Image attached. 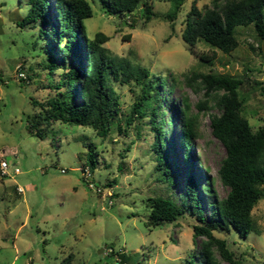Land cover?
Returning a JSON list of instances; mask_svg holds the SVG:
<instances>
[{
    "label": "rangeland",
    "instance_id": "obj_1",
    "mask_svg": "<svg viewBox=\"0 0 264 264\" xmlns=\"http://www.w3.org/2000/svg\"><path fill=\"white\" fill-rule=\"evenodd\" d=\"M87 1L93 9V17L85 21L90 38L106 34L105 46L117 58L148 67L167 86L176 84L173 92L165 91V105L167 124L173 127L169 147L176 148L171 165L180 168L179 187L173 189L156 171L154 134L145 124L139 134L138 121L128 134L107 138L90 127L61 122L51 124L43 136L33 133L32 101L47 96L48 85L58 81L60 71L49 73L41 45H35V30L17 24L28 13V0H0V159L9 166V175H0V264H62L70 254L75 256L73 264H118L117 257L126 264H201L204 239L198 240L199 246L194 244L193 226L200 224L195 216L154 228L146 225L149 200L179 199L190 170L179 144L180 113L171 121L170 107L183 109L181 97L188 96L192 113H199L193 166L202 186L211 187L223 199L229 190L219 179V169L226 150L211 130V114L218 110L210 109L204 92L192 86L187 75L241 79L244 114L258 129L264 123V40L253 26L241 27L237 30L240 45L232 53L203 43L191 52L182 35L194 0L182 6L175 31L163 18L174 9L173 1L155 2L160 17L149 23L140 12L119 19L108 15L100 0ZM196 1L200 9L211 4V0ZM19 72L28 79L20 80ZM114 85L121 96V113L127 116L140 89L116 80ZM200 107L207 108L201 111ZM206 177L212 181L208 183ZM202 194L208 221L214 196ZM253 217L258 231L247 238L234 228L215 233L228 242L241 264H264V199L255 206Z\"/></svg>",
    "mask_w": 264,
    "mask_h": 264
},
{
    "label": "trees",
    "instance_id": "obj_2",
    "mask_svg": "<svg viewBox=\"0 0 264 264\" xmlns=\"http://www.w3.org/2000/svg\"><path fill=\"white\" fill-rule=\"evenodd\" d=\"M100 1L110 16L131 19L140 12L146 23L160 17L154 10L155 2L173 1L174 9L163 18L171 22L172 31H175V21L187 0ZM28 6L27 15L17 24L35 30L38 36L35 45H41L49 73L54 75L60 71L58 81L48 85L51 91L47 96L32 101L36 108L30 121L33 133L43 136L51 124L61 122L90 127L99 137L107 138L115 133L128 134L138 121L135 125L138 133L142 131L140 126L145 124L154 134L152 149L157 161L156 171L173 189L179 187L180 168L171 165L176 148L169 147L173 142V127L167 124L165 105V91L173 92L176 84L167 86L161 75L148 67L117 58L105 46L109 41L106 34L99 32L90 38L85 21L93 17V9L87 0H28ZM249 26H253L264 40V0H211V4L201 9L194 0L186 15L182 37L191 52L203 43L230 54L240 45L237 30ZM187 78L192 86L204 92V100L211 104L210 109L218 110L211 114V130L226 150L219 179L229 191L220 200L211 187L204 188L198 181L192 147L199 135L200 117L199 113H192L188 96H182L183 109L171 105L170 119L172 121L179 111V144L190 170L179 199L156 196L149 200L151 211L146 225L154 228L187 215L195 216L200 224L193 226L194 244L199 246L198 240L204 239L199 250L201 264H241L228 242L216 237L215 233L234 228L241 237L247 238L258 231L253 210L264 199V123L254 129L245 116L241 79L224 74L197 73L187 75ZM115 80L140 89L127 116L121 113V96L115 89ZM206 108L200 107V110ZM205 180L212 181L208 177ZM202 191L214 196L208 221ZM74 259V254H70L62 264H73ZM122 263H125L124 259Z\"/></svg>",
    "mask_w": 264,
    "mask_h": 264
},
{
    "label": "built area",
    "instance_id": "obj_3",
    "mask_svg": "<svg viewBox=\"0 0 264 264\" xmlns=\"http://www.w3.org/2000/svg\"><path fill=\"white\" fill-rule=\"evenodd\" d=\"M18 69L21 70V66H18ZM19 78L24 79V80L28 79V77L23 72H19ZM8 169H9V166H8L7 162L3 159H0V175L1 176H8L9 175ZM18 191H19V193H22L23 189L19 188ZM110 253L113 254V250L110 251ZM117 261H118V264H126V263H122V260L119 259L118 257H117Z\"/></svg>",
    "mask_w": 264,
    "mask_h": 264
}]
</instances>
